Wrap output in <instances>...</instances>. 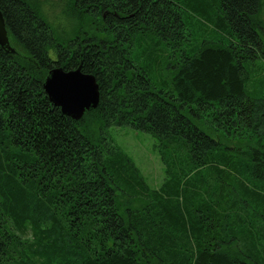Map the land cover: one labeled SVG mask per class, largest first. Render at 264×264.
<instances>
[{
	"label": "trees",
	"instance_id": "1",
	"mask_svg": "<svg viewBox=\"0 0 264 264\" xmlns=\"http://www.w3.org/2000/svg\"><path fill=\"white\" fill-rule=\"evenodd\" d=\"M0 8V264H264V0ZM56 67L99 83L80 121L45 92ZM118 128L156 141L160 188Z\"/></svg>",
	"mask_w": 264,
	"mask_h": 264
},
{
	"label": "water",
	"instance_id": "2",
	"mask_svg": "<svg viewBox=\"0 0 264 264\" xmlns=\"http://www.w3.org/2000/svg\"><path fill=\"white\" fill-rule=\"evenodd\" d=\"M0 47L15 54L11 46L4 15L0 8ZM45 92L50 102L61 109L62 113L75 121H80L87 113L100 105L101 90L95 76L84 73L79 67L65 70L56 67L45 80Z\"/></svg>",
	"mask_w": 264,
	"mask_h": 264
},
{
	"label": "rangeland",
	"instance_id": "3",
	"mask_svg": "<svg viewBox=\"0 0 264 264\" xmlns=\"http://www.w3.org/2000/svg\"><path fill=\"white\" fill-rule=\"evenodd\" d=\"M42 4L41 2V8L49 12L58 29L71 32L72 25L59 17V11L50 10ZM110 134L115 143L134 162L149 187L160 188L166 179V172L155 149L156 141L150 135L135 132L129 128L113 129Z\"/></svg>",
	"mask_w": 264,
	"mask_h": 264
}]
</instances>
